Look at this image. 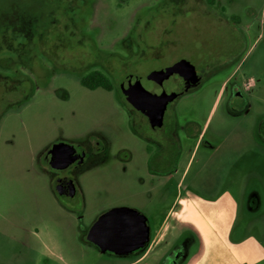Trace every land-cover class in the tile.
<instances>
[{"label":"rangeland","instance_id":"obj_1","mask_svg":"<svg viewBox=\"0 0 264 264\" xmlns=\"http://www.w3.org/2000/svg\"><path fill=\"white\" fill-rule=\"evenodd\" d=\"M177 59L205 77L176 104L179 122L209 119L207 136L222 147L192 154L189 139L190 165L163 193L143 156H118L130 121L121 83ZM94 69L112 90L81 84ZM231 74L250 88L246 115L218 98ZM263 122L264 0H0V264H119L149 247L140 264L177 263L185 252L184 264H219L224 234L264 264ZM62 142L109 145V157L75 171L74 197L56 191L45 158ZM178 193L184 202L174 203ZM116 208L146 219L142 248L118 252L93 238Z\"/></svg>","mask_w":264,"mask_h":264},{"label":"flooded vegetation","instance_id":"obj_2","mask_svg":"<svg viewBox=\"0 0 264 264\" xmlns=\"http://www.w3.org/2000/svg\"><path fill=\"white\" fill-rule=\"evenodd\" d=\"M180 60L177 59L166 67H171ZM191 63L194 64L193 62ZM194 66L200 77V81L197 84L187 82L186 77L178 72L173 73L162 81L149 78L150 72L146 75L138 72L127 73L123 80L124 82L127 76L130 75L134 82L140 80L142 85L150 91L157 93L175 92L177 94V97L168 103L162 121L160 123H153L150 117L142 109L134 106L122 91L124 100L129 106L130 121L129 126L125 129L124 142L121 145L118 156L127 159L136 158L139 155L143 156L147 161L146 173L148 174L150 185L156 187L160 180L163 193L169 187H172V183L168 184L171 178L175 177V175L184 176L186 168L184 162L188 157V150L190 148L188 141L189 139L196 141L202 131V126L195 122L189 121L181 124L178 120V111L176 109L178 101L198 88L205 80L200 67L196 64ZM249 89L248 84L240 83L234 77H228L222 82L218 91V97L226 94L228 108L241 111L243 115H246L251 108V99L248 95ZM134 92L136 93H134L133 99L139 101L141 99L140 88L135 87ZM256 134L258 138L264 139V122L260 124L256 130ZM129 135L136 140V147L126 142L128 141L127 137H130ZM208 138L206 136L202 140V146ZM194 145L192 150L194 149ZM67 149L73 151L71 164L64 168H53L51 163L54 160L63 163L62 158L66 154ZM109 156V145L104 144L99 146L96 142H90L89 147L62 142L50 147L45 154L46 161L55 174L54 188L59 194H69L73 197L78 191L75 171L78 173L89 162L91 163ZM59 188L61 189L60 192L58 191Z\"/></svg>","mask_w":264,"mask_h":264},{"label":"water","instance_id":"obj_3","mask_svg":"<svg viewBox=\"0 0 264 264\" xmlns=\"http://www.w3.org/2000/svg\"><path fill=\"white\" fill-rule=\"evenodd\" d=\"M184 68L183 70H181ZM178 72L186 77L187 82L197 84L200 81L199 74L189 60L181 59L171 67H164L150 72L149 78L162 81L173 73ZM141 90V99H133L134 88ZM121 89L127 99L136 107L142 109L153 123H160L170 101L177 97L175 92L157 93L145 88L141 81L134 82L131 76L121 83ZM65 148V146H64ZM63 163L54 160L51 163L53 168H64L71 164L73 151L67 149L62 158ZM60 192L61 189L59 188ZM93 238L103 248H110L118 252H128L145 245L149 238V227L146 219L138 212L127 208H116L105 214L92 229Z\"/></svg>","mask_w":264,"mask_h":264},{"label":"crops","instance_id":"obj_4","mask_svg":"<svg viewBox=\"0 0 264 264\" xmlns=\"http://www.w3.org/2000/svg\"><path fill=\"white\" fill-rule=\"evenodd\" d=\"M233 73H235V72H233ZM232 76H233V74H231L229 77H232ZM216 103H217V100L215 101L213 107L216 106ZM208 120L202 126L201 135L195 141V145H194V149L192 151V154L196 149L200 150L201 147H203V149H204L203 151H205V153H208L211 151L218 152L222 147V143L220 141L219 142L214 141L211 137H209L208 140L202 146V140L205 139V137L207 136L208 131H209ZM192 154H191L190 159L187 163L184 174L186 173V171L190 165ZM178 198L180 199V202H184V200L180 197V194L178 193L174 203L177 201ZM209 203L210 202H208V204ZM149 231H150V229H149ZM156 231L157 232H156V235H155L153 241H156L158 236H159L158 235L159 229ZM218 241L220 242V246L225 248V249L221 250L222 257H224V260L221 261V263H219V264H253L254 263V259H252L251 254L247 253V251L246 252H240L238 250L239 246L235 243H232L228 239L226 234H224L223 236H219ZM150 253H151V247H149L146 251L141 253L139 256L135 257L132 261H126V262L119 263V264H140L141 262H143L144 260H146L149 257ZM187 253L188 252L182 253L179 256L177 263H173V264H184V262H185L184 260L188 256ZM204 258H200L194 264H202V261Z\"/></svg>","mask_w":264,"mask_h":264},{"label":"trees","instance_id":"obj_5","mask_svg":"<svg viewBox=\"0 0 264 264\" xmlns=\"http://www.w3.org/2000/svg\"><path fill=\"white\" fill-rule=\"evenodd\" d=\"M80 82L82 85L90 89H96L98 87H103L108 90L113 89V85H112L110 77L105 72H102L97 69L91 70L89 73L83 76L80 79Z\"/></svg>","mask_w":264,"mask_h":264}]
</instances>
